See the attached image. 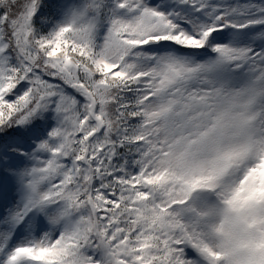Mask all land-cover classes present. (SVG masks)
I'll return each mask as SVG.
<instances>
[{
  "label": "snow or ice",
  "instance_id": "snow-or-ice-1",
  "mask_svg": "<svg viewBox=\"0 0 264 264\" xmlns=\"http://www.w3.org/2000/svg\"><path fill=\"white\" fill-rule=\"evenodd\" d=\"M0 264H264V0H0Z\"/></svg>",
  "mask_w": 264,
  "mask_h": 264
}]
</instances>
